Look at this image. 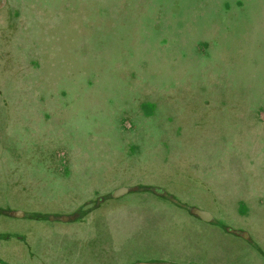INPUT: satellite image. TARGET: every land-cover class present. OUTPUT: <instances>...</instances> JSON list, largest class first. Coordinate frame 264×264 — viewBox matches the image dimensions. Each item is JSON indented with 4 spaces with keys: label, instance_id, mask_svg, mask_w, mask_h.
<instances>
[{
    "label": "rangeland",
    "instance_id": "374dc122",
    "mask_svg": "<svg viewBox=\"0 0 264 264\" xmlns=\"http://www.w3.org/2000/svg\"><path fill=\"white\" fill-rule=\"evenodd\" d=\"M263 144L264 0H0V264H264Z\"/></svg>",
    "mask_w": 264,
    "mask_h": 264
},
{
    "label": "trees",
    "instance_id": "16d2710c",
    "mask_svg": "<svg viewBox=\"0 0 264 264\" xmlns=\"http://www.w3.org/2000/svg\"><path fill=\"white\" fill-rule=\"evenodd\" d=\"M36 66L37 65L33 66L34 69H36ZM36 79L40 81V79H38V77H35L34 82H36ZM39 84H41V81H40ZM46 85H47V83H46ZM42 90H43V85H40V93H44V92H42ZM49 90H47V91H49ZM249 176L250 177H248L246 179H241V181H244V186L243 187L247 191H249V193L250 192L256 193L258 190H260L259 182H257L253 178H251V175H249ZM234 181H231L229 179V182L234 183ZM122 190H124V188H118V189H116L114 191L112 190L114 192L113 195H116L118 192H121ZM128 190H130V189H128ZM131 190H133V189H131ZM151 193H152V195L140 196V198L138 200V205H136V206L134 205V206L126 207L124 205V203H122V202L121 203H118L119 205H121V207L123 209H126L125 210L126 212H127V210H131L133 207H135L136 210L139 207V211H136V214H139L141 212L143 213L144 219L142 220V222L139 221V220H137V219L134 220V218L131 219L129 216H125V214H126L125 211H124L125 213H123V216H121L119 218H113L112 217L113 216V213L111 212V208H110L109 214H107V216L100 215L98 217V219L99 220H111L112 222H114V224H115V232L119 236L120 235L121 236H123V235L133 236V235H136L139 232H143V233L149 235V233H146L145 230H148L155 221H156V224H157V221H159V215L156 213V207H159L160 208L159 211L157 210L158 213L160 211H162V208L163 207H165V203L160 202L159 199L156 198V194L155 193H153V192H151ZM113 197H117V195L116 196H113ZM140 206L143 207V208H140ZM144 210H146L147 212H144ZM156 224H153V225H156ZM101 230H103V229H101ZM150 239H146L143 243H145V244L148 243ZM157 248L159 250V247H157ZM64 251L66 253H70L71 252V249L69 248V245H66L64 247ZM160 252H161L160 255H162L163 257L167 255V253H165L162 250ZM66 261H67L66 259H63L61 262H63L64 264H66ZM163 261H166L165 258H163ZM72 263L74 264V261Z\"/></svg>",
    "mask_w": 264,
    "mask_h": 264
}]
</instances>
